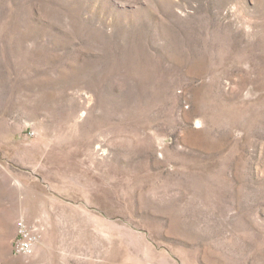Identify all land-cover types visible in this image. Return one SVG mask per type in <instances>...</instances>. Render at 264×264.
<instances>
[{"label":"rangeland","instance_id":"374dc122","mask_svg":"<svg viewBox=\"0 0 264 264\" xmlns=\"http://www.w3.org/2000/svg\"><path fill=\"white\" fill-rule=\"evenodd\" d=\"M0 264H264V0H0Z\"/></svg>","mask_w":264,"mask_h":264},{"label":"built area","instance_id":"2783aa9c","mask_svg":"<svg viewBox=\"0 0 264 264\" xmlns=\"http://www.w3.org/2000/svg\"><path fill=\"white\" fill-rule=\"evenodd\" d=\"M35 240L34 229L29 227L23 219H19L16 236L12 242V254H30L34 248Z\"/></svg>","mask_w":264,"mask_h":264}]
</instances>
